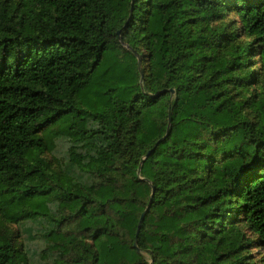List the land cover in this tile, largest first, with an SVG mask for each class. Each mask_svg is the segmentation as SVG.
<instances>
[{"label":"trees","instance_id":"trees-1","mask_svg":"<svg viewBox=\"0 0 264 264\" xmlns=\"http://www.w3.org/2000/svg\"><path fill=\"white\" fill-rule=\"evenodd\" d=\"M255 55L264 0H0V264H264Z\"/></svg>","mask_w":264,"mask_h":264},{"label":"rangeland","instance_id":"rangeland-1","mask_svg":"<svg viewBox=\"0 0 264 264\" xmlns=\"http://www.w3.org/2000/svg\"><path fill=\"white\" fill-rule=\"evenodd\" d=\"M231 19L232 17L228 18L225 22H229ZM239 42L243 43L245 39L240 38ZM247 68L255 73L254 86L250 88V91L260 85L264 88V79L261 78L259 80L258 78V76L261 77V72L259 71V58L256 55L252 60V66ZM55 131H58V129L51 127L42 131L41 135L48 144V150L44 157L50 161L55 172H60L68 161L69 144L65 139L54 136ZM14 229L18 231L19 243L24 246L25 252H27L28 264H57L56 258L50 255L51 242L40 232L39 225L30 221L24 222L21 226L14 227ZM252 253L256 260L259 261V253L255 250Z\"/></svg>","mask_w":264,"mask_h":264},{"label":"water","instance_id":"water-1","mask_svg":"<svg viewBox=\"0 0 264 264\" xmlns=\"http://www.w3.org/2000/svg\"><path fill=\"white\" fill-rule=\"evenodd\" d=\"M138 67H140V60L138 61ZM152 152H153V151L148 152L147 155H146V157H145V159H147V158L150 156V154H151ZM153 194H154V189H152L151 198H152ZM151 203H152V201L150 200V202H149V204H148L146 210H145V211L141 214V216H140V219H139V222H138V225H137V229H136V239L138 238V235H139L140 230H141V227H142V223H143V221H144V218H145L146 213L148 212V210H149V208H150V206H151ZM133 246H134V248H137V243H136V241L134 242Z\"/></svg>","mask_w":264,"mask_h":264}]
</instances>
